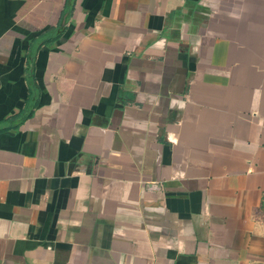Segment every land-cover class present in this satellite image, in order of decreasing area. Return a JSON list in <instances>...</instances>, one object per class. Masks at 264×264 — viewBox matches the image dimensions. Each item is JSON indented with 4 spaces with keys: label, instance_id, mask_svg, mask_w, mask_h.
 I'll return each instance as SVG.
<instances>
[{
    "label": "crops",
    "instance_id": "crops-1",
    "mask_svg": "<svg viewBox=\"0 0 264 264\" xmlns=\"http://www.w3.org/2000/svg\"><path fill=\"white\" fill-rule=\"evenodd\" d=\"M73 2L0 0V264H264V0Z\"/></svg>",
    "mask_w": 264,
    "mask_h": 264
},
{
    "label": "trees",
    "instance_id": "trees-1",
    "mask_svg": "<svg viewBox=\"0 0 264 264\" xmlns=\"http://www.w3.org/2000/svg\"><path fill=\"white\" fill-rule=\"evenodd\" d=\"M74 0H64V6H63V11L61 14V18L60 21L58 23V30L57 33L55 35V37L47 40V42H50L52 40H56V38L64 31L65 25H66V21L72 11V6L74 4L73 2ZM25 75L26 80H27V96L25 98V102H24V109L21 112L20 117H13L12 119H14L16 121V124L13 125V127H17L18 123L22 122L23 120H25L26 118H28L31 113H33V108L36 105V100H37V96H38V87L36 86L35 80H34V76H33V62L31 57L28 58L27 61V67L25 68Z\"/></svg>",
    "mask_w": 264,
    "mask_h": 264
}]
</instances>
